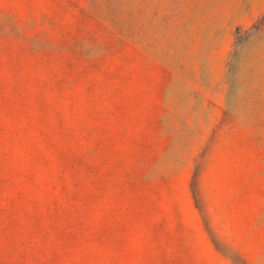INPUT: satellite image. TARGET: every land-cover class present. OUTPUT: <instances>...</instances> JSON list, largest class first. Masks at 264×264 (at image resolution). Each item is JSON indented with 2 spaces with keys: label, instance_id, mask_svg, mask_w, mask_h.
<instances>
[{
  "label": "rangeland",
  "instance_id": "374dc122",
  "mask_svg": "<svg viewBox=\"0 0 264 264\" xmlns=\"http://www.w3.org/2000/svg\"><path fill=\"white\" fill-rule=\"evenodd\" d=\"M0 264H264V0H0Z\"/></svg>",
  "mask_w": 264,
  "mask_h": 264
}]
</instances>
